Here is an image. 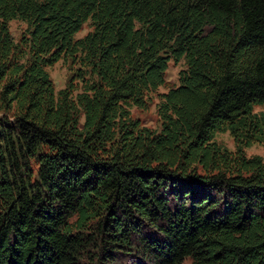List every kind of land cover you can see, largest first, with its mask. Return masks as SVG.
<instances>
[{"label": "trees", "instance_id": "obj_1", "mask_svg": "<svg viewBox=\"0 0 264 264\" xmlns=\"http://www.w3.org/2000/svg\"><path fill=\"white\" fill-rule=\"evenodd\" d=\"M262 104L264 0H0V264H264Z\"/></svg>", "mask_w": 264, "mask_h": 264}, {"label": "rangeland", "instance_id": "obj_2", "mask_svg": "<svg viewBox=\"0 0 264 264\" xmlns=\"http://www.w3.org/2000/svg\"><path fill=\"white\" fill-rule=\"evenodd\" d=\"M10 32L17 44L21 43L22 37L27 31V23L20 20L14 19L10 23ZM93 30L91 21H87L82 29L76 34V38L85 36L87 33ZM80 67L79 64L74 63L69 57H65L52 66L47 67L53 82L55 83L56 92L60 89L65 88L72 82L74 86V95L82 91V82L76 78V69ZM186 68V63L184 60L180 62H175L170 60L168 63V69L166 71V84L160 86L156 91H152L148 94V103L146 108H140L133 106L131 108L132 117L134 119L140 120L143 126H147L153 130H160L162 125V120L159 114V104L162 99V94L166 93L170 87L179 85V73L181 70ZM255 112L264 111V104L256 105L254 107ZM218 143L222 144L230 150L236 149V144L234 138L231 136L230 132H221L216 136ZM246 154L248 156L260 155L264 159V144H253L252 146L246 148ZM38 167L36 160H32V169L36 170ZM93 247H91L90 252H92ZM129 259H123L122 261H114L111 264H126Z\"/></svg>", "mask_w": 264, "mask_h": 264}]
</instances>
